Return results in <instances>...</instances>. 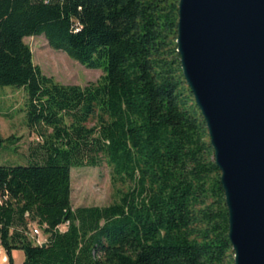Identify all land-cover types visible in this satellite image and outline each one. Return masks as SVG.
<instances>
[{"label":"trees","instance_id":"trees-1","mask_svg":"<svg viewBox=\"0 0 264 264\" xmlns=\"http://www.w3.org/2000/svg\"><path fill=\"white\" fill-rule=\"evenodd\" d=\"M177 2L0 0V86L24 88L39 139L23 164L0 165L2 264L13 251L19 264H233L220 173L176 53ZM39 35L101 76H46L23 40ZM102 164L125 190L73 209L70 169Z\"/></svg>","mask_w":264,"mask_h":264},{"label":"water","instance_id":"water-1","mask_svg":"<svg viewBox=\"0 0 264 264\" xmlns=\"http://www.w3.org/2000/svg\"><path fill=\"white\" fill-rule=\"evenodd\" d=\"M175 44L220 173L233 264H264V0H178Z\"/></svg>","mask_w":264,"mask_h":264},{"label":"rangeland","instance_id":"rangeland-1","mask_svg":"<svg viewBox=\"0 0 264 264\" xmlns=\"http://www.w3.org/2000/svg\"><path fill=\"white\" fill-rule=\"evenodd\" d=\"M23 40L30 49L33 64L60 84L83 86L96 81L102 74L101 70L87 69L62 51L51 49L41 35ZM25 104L24 88L0 86V165L23 164L29 149L39 141L37 133L26 128ZM123 190L125 186L112 182L110 170L104 164L70 169V204L73 209L109 205ZM13 258L16 263L22 261L21 251H14Z\"/></svg>","mask_w":264,"mask_h":264},{"label":"built area","instance_id":"built-area-1","mask_svg":"<svg viewBox=\"0 0 264 264\" xmlns=\"http://www.w3.org/2000/svg\"><path fill=\"white\" fill-rule=\"evenodd\" d=\"M34 224H30V225L28 224V227H27V236H28V238L31 240V242L34 245H41V244H43L45 242V236L42 235L39 226L34 225ZM66 225H67L66 222L63 223V224H60L57 227V229L59 231H62V228L64 230L65 227H66ZM5 260H6V253L4 252V250L0 246V262H5Z\"/></svg>","mask_w":264,"mask_h":264},{"label":"crops","instance_id":"crops-1","mask_svg":"<svg viewBox=\"0 0 264 264\" xmlns=\"http://www.w3.org/2000/svg\"><path fill=\"white\" fill-rule=\"evenodd\" d=\"M13 253H14V251L11 252L12 258H13ZM13 261H14V264H19V263H21V261H19V263H16V261L14 260V258H13ZM2 263H3V262H0V264H2Z\"/></svg>","mask_w":264,"mask_h":264}]
</instances>
